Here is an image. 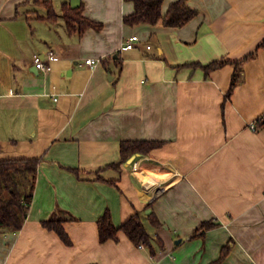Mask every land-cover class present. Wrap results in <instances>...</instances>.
I'll return each instance as SVG.
<instances>
[{
    "label": "crops",
    "instance_id": "0c3cea01",
    "mask_svg": "<svg viewBox=\"0 0 264 264\" xmlns=\"http://www.w3.org/2000/svg\"><path fill=\"white\" fill-rule=\"evenodd\" d=\"M50 2L56 20L47 0H0L1 157L41 159L22 229L0 231V264H264V126L252 127L264 116V0H188L199 14L179 27L126 24L127 0ZM63 2L102 29L71 34ZM50 51L45 73L35 55ZM250 53L229 96L234 66L203 67ZM124 140L163 144L121 162ZM106 209L117 226L140 212L151 246L122 230L102 242ZM54 214L71 244L43 225Z\"/></svg>",
    "mask_w": 264,
    "mask_h": 264
},
{
    "label": "trees",
    "instance_id": "16d2710c",
    "mask_svg": "<svg viewBox=\"0 0 264 264\" xmlns=\"http://www.w3.org/2000/svg\"><path fill=\"white\" fill-rule=\"evenodd\" d=\"M134 3V11L124 16V22L129 25L140 23L157 24L163 20L166 26L179 27L185 25L199 14L188 0H176L171 4L166 14L163 13L164 0H127ZM48 3V18L57 19V13L50 2ZM64 17L71 34L83 35L89 28L102 29L103 24L93 20L84 14V4L73 6L69 2H63ZM254 53L246 55L240 60L221 58L204 65V69L210 72L225 64H232L235 68L231 87L227 93L229 96L241 80L243 63L250 59ZM200 65L199 63H197ZM264 126V116L256 121V129ZM162 141L155 140H124L121 143V162L127 161L134 154H148L153 149L160 147ZM0 142V231H19L22 229L30 212L34 198L40 158H3ZM113 165H116L113 164ZM150 221L154 225H161L154 212L149 214ZM65 219L54 214L42 221L43 225L56 231L67 244L72 240L63 223ZM215 225L213 221H204L199 229H209ZM99 236L102 242L118 238L119 231H124L130 239L140 245L144 243L151 246V237L143 221L140 212L132 214L121 226H117L112 218L110 209L98 218ZM197 235V234H196ZM230 249V244L222 250L221 256L214 261H222Z\"/></svg>",
    "mask_w": 264,
    "mask_h": 264
},
{
    "label": "built area",
    "instance_id": "2783aa9c",
    "mask_svg": "<svg viewBox=\"0 0 264 264\" xmlns=\"http://www.w3.org/2000/svg\"><path fill=\"white\" fill-rule=\"evenodd\" d=\"M137 39L136 36H132L129 39V42H127L126 47L132 48L135 44V40ZM149 48L151 46H148ZM55 57V54L53 51L48 52L46 55H41V54H36L35 55V66L38 69L43 70L45 73L49 72L51 70V60ZM100 62V59H93V58H88L85 60V64L89 66H95L97 63ZM253 129H256V123L252 124ZM141 248H145V244L141 243L139 245Z\"/></svg>",
    "mask_w": 264,
    "mask_h": 264
},
{
    "label": "water",
    "instance_id": "95a60500",
    "mask_svg": "<svg viewBox=\"0 0 264 264\" xmlns=\"http://www.w3.org/2000/svg\"><path fill=\"white\" fill-rule=\"evenodd\" d=\"M147 212H151V210L150 209H148V211Z\"/></svg>",
    "mask_w": 264,
    "mask_h": 264
}]
</instances>
